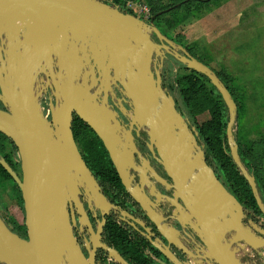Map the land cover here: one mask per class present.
I'll return each mask as SVG.
<instances>
[{"label": "water", "instance_id": "obj_1", "mask_svg": "<svg viewBox=\"0 0 264 264\" xmlns=\"http://www.w3.org/2000/svg\"><path fill=\"white\" fill-rule=\"evenodd\" d=\"M151 31L165 44L153 41ZM10 32L25 45L17 55L22 63L20 70L13 75L15 83L3 84L0 73V103L7 108L0 109V131L16 148L20 172L4 158H0V164L20 190L26 237L12 231L0 216V264H94L91 254L88 259L84 257L72 235L64 197L66 190L74 188L76 175L87 192H91V182H94L74 143L71 113L75 110L88 123L112 155L113 149L103 133L102 111L97 114L90 111L91 97L71 79L60 85L54 81L50 88L56 104L50 120H47L39 109L38 93L26 69L31 61L50 62L53 58L62 68L65 61L81 57L78 50L84 52L87 45L90 52L108 59V66L114 73L118 68L122 75L129 70L123 86L136 113L147 114L150 106L155 109L148 119L150 139L156 148L157 161L171 178L174 196L184 208L181 219L187 223L175 215L173 217L190 232L196 233L197 239L190 233L185 234L186 242L195 249L201 245L202 251L205 249L203 254L197 250V255L206 264H248L241 261L234 248H230L231 244L240 246L244 243L256 251L264 249V229L256 223H252L253 229L243 224L242 204L205 162L203 151L192 154L193 148L184 145V138L190 134L184 117L176 110L173 96L161 86L158 68L151 69L153 54L157 58L160 48L176 45L152 22L123 12L104 0H0V39H9L7 34ZM9 48L3 50L0 44V58L2 50L10 55L12 50ZM177 48L182 53L173 51V57L187 69L206 76L226 105L230 156L264 215V203L255 178L242 165L234 138L235 100L211 67L190 55L182 45ZM112 159L122 183L149 216L142 197L126 181L117 157L112 156ZM181 175L183 180L179 181ZM209 220H215V231L206 225ZM133 221L145 233H150L144 223ZM150 221L168 245L184 248L194 256L180 240L177 228L161 224L162 220ZM100 230L98 227L94 234L95 241L99 240ZM226 233H232L228 242L223 241ZM152 243L174 264H181L169 248L163 249L157 241ZM103 247L109 256L113 255L117 262L125 264L116 250L106 245ZM66 253L69 255L64 258Z\"/></svg>", "mask_w": 264, "mask_h": 264}, {"label": "flooded vegetation", "instance_id": "obj_2", "mask_svg": "<svg viewBox=\"0 0 264 264\" xmlns=\"http://www.w3.org/2000/svg\"><path fill=\"white\" fill-rule=\"evenodd\" d=\"M119 10L126 12L121 8ZM149 22L155 25L153 18L147 23ZM161 33L171 39L176 46L168 45L167 49L160 48V54L157 58L153 54L151 69L154 71L155 68H158L161 86L173 96L176 110L184 117V122L190 132L184 138V145L188 149L193 148L192 154H197L199 150L203 151L205 162L213 169L227 190L238 200L230 187L218 175L213 162H209L205 143L199 134L198 126L186 114L184 102L180 104L182 99L179 93L172 92L175 87L174 89L171 88L172 85L167 82L168 80L163 74L165 61L167 59L176 61L173 57V51L182 52L177 48L178 45H181L178 41L166 33ZM7 35L9 39H4V37L0 39L3 50L9 47L12 50L8 55L1 49L0 73L5 85L9 81L15 83L13 75L20 70L22 63L17 55L25 45L20 39L14 37L12 32ZM150 38L157 43L165 44L152 31ZM183 47L190 55L194 56L187 47ZM88 48L87 45L84 52L78 50V55L81 57L65 61L62 68L59 67L56 58L50 62L31 61L26 65L28 73L33 78V88L38 93L39 109L47 120H50L56 104V98L50 88L51 85L54 84V81L60 85L71 79L74 84L84 88L88 96L91 97L90 111L93 114H97L99 110L102 111L103 133L113 149L111 155L102 139L88 123L82 120L75 110L72 111L70 126L72 137L79 154L94 179V182H91V192H87V188L76 175L73 178L74 188L66 190L64 197L68 222L76 243H78L86 259L91 254V261L94 264H124L117 262L113 255L109 256L108 251L103 247L105 245L116 250L118 255L124 259L125 264H174L153 245L152 242L156 241L163 249L169 248L181 264H206L204 259L197 255V250L203 254L205 250L202 251L203 246L195 249L186 242L185 234L190 233L197 239L196 233L190 232L183 223L176 221L173 217L175 215L181 219L184 215V208L180 204L179 198L174 196L171 178L157 161L156 148L150 139L148 119L153 116L155 109L150 106L147 114L136 113L133 101L127 96L123 86V81H127L129 70L126 69V73L122 75L120 68H118V71L114 73V70L108 66L107 58L100 55L96 56ZM161 57L162 61H160ZM0 109L7 110L1 103ZM96 124L98 125V123ZM112 156L117 157L130 187L142 197L148 208L149 216L122 183ZM182 180L183 175L179 178V181ZM242 206L243 216L241 220L243 224L253 229L252 223H256L264 229L262 222L258 221L252 212H248L244 205ZM133 220L144 223L150 233H145L140 225ZM150 220H162L161 224L167 223L168 226L177 228L180 240L186 248L191 249L194 256L188 254L184 248L168 245L157 233ZM206 225L213 227L215 231V220H209ZM23 226L25 232L22 235L17 234L26 237L24 222ZM98 227L101 229L99 240L95 241L94 234ZM166 230L168 229L166 228ZM231 236L232 233H226L223 241H230ZM234 246H236L235 243L231 244L230 248H234ZM68 255L66 253L64 258ZM241 261L244 262L245 259L243 258Z\"/></svg>", "mask_w": 264, "mask_h": 264}, {"label": "rangeland", "instance_id": "obj_3", "mask_svg": "<svg viewBox=\"0 0 264 264\" xmlns=\"http://www.w3.org/2000/svg\"><path fill=\"white\" fill-rule=\"evenodd\" d=\"M144 1L150 7L155 26L161 32L168 34L172 39H175L181 45L187 47L192 54L203 59V61L215 71L219 72L223 70L225 73L227 71L232 75H235L238 70L243 68L244 70H247L246 72H250V70L255 71V76L258 79L263 80V86H259L260 89H255L251 92L250 82H248L246 76L241 79L238 78V76L237 78L233 77L235 79L233 81L236 84L239 107L238 119L233 123L232 129L235 134V140L244 148H246V146L249 148L251 144L264 138V51L262 48H255L254 51L247 50L242 57L243 64L240 66L241 68L237 67L236 64L234 65V61H231L230 57L231 51H233L232 42L235 40L236 42L240 40L256 41L258 40V37L256 38L258 35L259 38H263V40L260 41L264 48V31L259 35L254 28L247 30L245 33H240V30L236 31V29L229 30V22L226 20L224 26V30L226 31L217 33L216 28L213 29L212 27L213 14L214 11L219 14L217 19L221 16H225L229 8L228 0H193L191 2H186V0ZM182 2L186 3L182 5L180 4ZM244 2L245 1H241L239 5L244 4ZM255 2L257 3V6L252 7V10L255 8L258 10L264 9V0H255ZM219 3H222L221 7L214 10V6L218 7ZM255 21L256 26L262 25L264 22V13L260 14L258 12ZM256 53H262L261 60L260 58H257V55H255ZM188 70L189 69L178 60L173 61L172 59H167L165 61L163 74L168 80L167 82H170L172 85L171 88L174 89L175 87V89L172 90L173 93L178 92V84L175 83V76L182 72L188 73ZM240 72H242V70ZM204 84L207 87L204 96L207 100V104L214 106L216 103L215 96L217 92L211 89L209 83L205 80ZM258 90H260V94ZM181 102L183 104L184 101H180V104ZM184 109L186 110V114L189 115L198 127L210 119V112L208 109L198 113L185 102ZM4 154H11L12 164L17 172H20L17 151L13 147L11 140L0 131V158H3ZM260 163L261 172L258 178L260 183L259 189L262 187L264 188V154ZM213 165L220 178L230 188L232 187L233 190V183L231 185V183L227 181V177L225 176L222 167H220L219 161L215 160ZM259 191V195L264 199L262 189ZM247 211L254 212V208H249ZM253 214L256 216L257 220L264 225V215L262 212ZM0 216L10 228L15 229L16 225L23 226L24 211L21 195L18 187L8 178L0 180ZM24 232L25 231L22 230L19 234L22 235ZM262 253L264 254V249H262ZM260 258L262 264H264V255Z\"/></svg>", "mask_w": 264, "mask_h": 264}, {"label": "trees", "instance_id": "obj_4", "mask_svg": "<svg viewBox=\"0 0 264 264\" xmlns=\"http://www.w3.org/2000/svg\"><path fill=\"white\" fill-rule=\"evenodd\" d=\"M189 1L191 2L193 0H186V2H189ZM186 2H182L180 4L183 5ZM193 55L197 59L203 61V59H201L197 55L195 54ZM212 70L220 78V81L228 88V90L231 93V96L235 100L236 105H237L235 120H237L239 104H238V97H237L238 94L236 93L237 92L236 84L233 81V78L229 76L227 73H225L223 70L219 72L215 71L214 69ZM188 71H189L188 73L182 72L175 76V81L178 84L177 91L179 93L180 98L185 103H187V105L192 107L194 111L199 113L205 109H208V111L210 112V119L207 122H205L203 125L198 127L199 134L203 142L205 143V151H206V155H207L209 162L210 161L214 162L215 160L219 161L220 167H222L223 172L225 176L227 177V181L231 183V185L233 183L234 188L233 190H232V187L230 189L238 197L239 202L242 203V205H244L246 210L249 208L250 209L254 208V212L251 211L252 213H261V210L259 209L254 199L253 193L246 179L244 178L238 166L233 162L230 156L229 147L227 143V136H226V123L229 118L226 105L222 101L221 96L216 90V88L210 83V81L208 80L206 76H204L203 74L197 73L193 70H190V69ZM204 80L207 83H209L211 89L217 92L215 96L216 103L214 104V106L207 104V100L204 97L205 90H207V87L204 84ZM252 86L253 88H257V87L259 88V86H263V80L252 81ZM234 138H235V134H234ZM236 143L238 146V153H239L242 165L247 169L248 173L254 176L255 181H256V186L258 189V193H260L259 190L262 189V193L264 194V188L262 187L261 189H259L260 183L258 181V178L261 172L260 161L263 159V154H264V149H263L264 148V138H261L259 141L254 142V144H251L249 148L247 146L246 148H244L237 141ZM13 147L15 148L14 144H13ZM225 148L227 149V151ZM10 155L11 154H4L3 158L12 166L13 169H15V167L12 164V158ZM7 178L13 181L11 176L6 172V170L0 164V180H5ZM14 184L16 185L15 182ZM261 200L262 202L264 201V199L262 198ZM24 229H25L24 226L16 225V228L15 229L12 228L11 230L16 233H19ZM260 257L261 256L256 257V260H255L256 264H262V260Z\"/></svg>", "mask_w": 264, "mask_h": 264}, {"label": "crops", "instance_id": "obj_5", "mask_svg": "<svg viewBox=\"0 0 264 264\" xmlns=\"http://www.w3.org/2000/svg\"><path fill=\"white\" fill-rule=\"evenodd\" d=\"M241 1H245L244 4H241ZM228 5H229V8L227 10V14L225 16H221L219 19H217V16H219V14L217 12L214 11V14H213V29L216 28V32L217 33H220L222 31H226L224 30V26H225V21L228 20L229 22V30L233 29L236 31L237 30H240V33H245L247 30L249 29H255L259 35L262 34V32L264 31V22L262 25H257L256 26V21H255V18H256V15L257 13L259 12L260 14L264 13V9H254L252 10V7H255L257 6V1L255 2V0H228ZM254 3V4H253ZM235 4V5H234ZM222 3H219L218 4V7L214 6V10L221 7ZM208 14V13H207ZM222 14V13H221ZM239 33V34H240ZM258 37V40H249V41H243V40H240V41H233L232 42V45H233V51H231V61H234V65L236 64L237 67H240L242 66L243 62H242V57L243 55L245 54V52L247 50H253L255 48H262L263 51H264V48L262 47V44H261V41L260 40H263L262 37L259 38V36L257 35L256 38ZM260 45V47H259ZM264 45V44H263ZM232 50V49H231ZM257 51V49H256ZM255 55H257V58H262V53H256ZM240 60V62H239ZM241 68V67H240ZM242 70V72H240ZM241 70H238L237 73H235V75H232L230 72H227L226 70V73L231 76L232 78H242V77H245L246 76V79L248 80V82H250V90L251 92H253L255 89H260V88H253L252 86V81H259L261 79H258L256 76H255V71L253 70H250V72H246L247 70H244L243 68H241ZM233 78V80H235ZM245 79V80H246ZM238 80V79H237ZM259 91V94H260V90ZM258 94V95H259Z\"/></svg>", "mask_w": 264, "mask_h": 264}, {"label": "built area", "instance_id": "obj_6", "mask_svg": "<svg viewBox=\"0 0 264 264\" xmlns=\"http://www.w3.org/2000/svg\"><path fill=\"white\" fill-rule=\"evenodd\" d=\"M107 3L116 6L117 8L124 9L131 14H134L138 18L143 21L148 22L152 18V14L150 11V7L144 0H105ZM234 250L236 255L240 259H245L244 262L248 264H256L255 258L257 256L264 255L261 250H253L251 247L245 245L244 243H240V246H234Z\"/></svg>", "mask_w": 264, "mask_h": 264}]
</instances>
